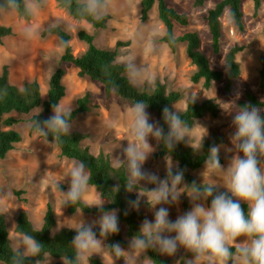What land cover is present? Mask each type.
<instances>
[{
	"label": "rangeland",
	"instance_id": "1",
	"mask_svg": "<svg viewBox=\"0 0 264 264\" xmlns=\"http://www.w3.org/2000/svg\"><path fill=\"white\" fill-rule=\"evenodd\" d=\"M140 1L115 0L116 6L108 14L111 18L105 30H94L86 22L72 19L65 11L57 7L55 0H47L46 6L30 21L23 20L17 13H1L0 24L10 27L13 33L9 37L0 39V71L2 66L7 65L9 81L16 86H21L26 81L37 80L44 101L49 79L60 65L65 71L62 83L66 92L60 103L72 105L74 108L76 99L88 92L96 106L90 112L80 114L73 121L72 131L87 134L88 138L83 144L88 146L95 155L100 152L108 155L111 163L115 165L113 156L123 158L122 148L127 146L128 141L126 139H131L129 134L130 121L127 115L130 105L122 103L115 97L107 100L101 84L86 77L78 76L77 70L69 64L61 65L59 59L63 50L58 47L59 39L53 35L43 37L42 32L50 28L52 23H58L71 35L70 45L74 55L81 54L87 47L86 44L77 39L76 34L80 29H84L94 36L93 44L98 49H110L114 48L117 42L124 43V46L117 49V60L123 64V58L129 53L135 52L138 56L137 63H141L152 74L151 80L131 82L139 90L151 93L157 83L164 84L168 91L180 93L181 97L175 105V109L179 112L185 110L190 102L188 96L191 92L198 93L197 102L206 99L216 101L220 110L219 115L215 118L206 116L197 122L208 129L206 137L211 131H215L223 138L221 145L232 149L229 152L225 151L223 147L221 148L222 165L227 167L232 156L238 152V148L235 147L236 141L231 140L235 129L232 125V115L229 113L238 109L237 104L244 99L247 91L264 100V90L259 88V57L264 54V0H261L260 7L256 12L254 11L253 0H241L244 22L242 32L235 27L228 17V11L224 12L220 19L222 39L218 55L212 53L205 16L207 11L214 7L219 0H205L201 7H194V0H165L168 6L173 7L178 12L186 13L190 20L187 27L176 26L175 34L181 36L186 32L196 31L200 36V50L206 55L213 69L220 70L225 74L224 58L228 50L235 45L244 48L236 57L241 68V75L233 82L228 93L223 91L224 80L214 83L208 89L203 88L201 83L192 82L191 78L195 68L186 56L185 44L180 42L177 44L176 50L171 51L162 42L164 27L158 19L157 5L153 6L147 19L142 21ZM26 25L39 26L40 35L27 39L22 34V29ZM154 33L157 34L155 51L145 52L140 43L139 35L142 34L147 37ZM127 77L129 78L128 74ZM37 112L34 111L33 113ZM50 115H52V111L48 114V116ZM30 116H18L22 122L13 126V129L21 135L22 140L15 149L8 153L5 159L0 160V204H6L13 208L9 216L4 215L11 243L15 226L13 224H15L16 216L20 210L28 212L33 225L41 226L46 205L49 203L57 221L53 233L64 227H74L78 219L91 222L99 217L83 215L79 212L73 215L66 213L61 202V194L52 186L51 182L53 180L60 182L65 187L63 191L66 192L69 187L66 173L75 161L60 157L55 143L45 142L36 134L29 133L28 119ZM150 116L152 121H157L152 113ZM192 130L193 135L190 142L196 148L200 143L199 136L202 130L196 124ZM149 143L154 151L143 167L160 177L166 173L168 161L169 163L172 162L173 165L175 163L170 159H154L153 154L158 142L150 137ZM119 145L120 147H118ZM203 168L204 166L193 172V175L200 182L202 180L200 173ZM206 180L221 186L224 184L223 177L219 175L206 176ZM141 183L143 186L148 185L144 182ZM13 190L24 191L25 194L18 198L13 195ZM220 190L224 191L223 188ZM99 198L95 189L91 188L86 203H91ZM184 202L187 204L186 209L183 207ZM162 206L168 207L169 218L175 220L178 215L190 209L191 203L186 195H182L177 204ZM142 210L145 218L154 219L152 209L144 207ZM12 226L13 229L10 230ZM121 230L124 233V228ZM129 240L127 241L129 242ZM187 253L181 248L173 257L163 256L170 259L172 264H180ZM99 257L104 264H124L123 259L115 260L108 254ZM191 258L192 256L186 257L183 264H187ZM54 262L55 260L52 258L50 260L46 258L45 262L41 264H53ZM0 264L2 263L0 262ZM138 264H151V262L143 253Z\"/></svg>",
	"mask_w": 264,
	"mask_h": 264
},
{
	"label": "clouds",
	"instance_id": "2",
	"mask_svg": "<svg viewBox=\"0 0 264 264\" xmlns=\"http://www.w3.org/2000/svg\"><path fill=\"white\" fill-rule=\"evenodd\" d=\"M46 3L47 0H0V13L22 12L25 17H35ZM74 3L78 15L96 20L103 19L116 6L115 0H63V6L67 9H72ZM49 27L56 28L59 24L54 22ZM22 34L32 39L40 35V28L26 25ZM156 35H139L145 52L155 51ZM69 46L70 41L65 40L58 44L61 50ZM137 59V54L132 52L122 60L130 81L151 80L152 74L137 63ZM188 99L193 105L198 93L191 92ZM147 108L148 104L143 101H137L128 108L131 139H126L127 146L122 148L123 158L113 156V161L116 166L127 170V179L123 184L125 191L136 193V199L128 201L129 207L138 211L143 201L153 210L154 219L145 218L141 222L139 231L131 237L127 248L119 242L106 243L109 236L120 231L118 210H105L108 200L96 199L88 203V208H97L99 217L91 222L78 219L76 225L70 228L75 232L71 241L75 254L64 259L63 264H90L93 256L103 254L123 259L124 264H138L140 256L149 250L173 257L181 248L192 254L187 264H264V115L261 114L264 108L247 103L229 113L235 129L231 140L236 141L238 152L225 167L220 160L221 148L229 152L232 149L219 144L211 145L200 173L201 182L193 181L191 184L185 183L184 170L169 161L163 179L144 169V164L154 151L149 143L150 137L163 143L171 152L182 142L193 149L190 142L193 130L181 118L178 110L169 106L162 109V118L167 125L165 132L159 122L151 120ZM51 111L52 115L39 120L36 117L40 111L30 121L29 127L37 136H51L52 140L58 141L71 134L74 108L56 102L52 104ZM196 125L202 130L199 141L203 148L208 129L198 122ZM215 175L223 177V186L206 180V176ZM66 177L69 180L66 192L61 189L60 182H51L61 194L62 205L68 207L86 202L92 188V175L86 164L74 162ZM141 182L154 187H143ZM119 189L120 185L117 184L114 190L118 192ZM182 195L190 199L191 207L171 220L168 207L162 205L177 204ZM209 200L210 205L207 204ZM242 204L247 205V210ZM11 210L13 208L6 204H0V215L7 217ZM26 219L30 222L27 216ZM34 230L40 232L43 227L34 224ZM11 239L14 248L11 264H26L28 258L41 254L50 260L44 251V244L35 236L17 231ZM37 264L40 262L37 261Z\"/></svg>",
	"mask_w": 264,
	"mask_h": 264
},
{
	"label": "trees",
	"instance_id": "3",
	"mask_svg": "<svg viewBox=\"0 0 264 264\" xmlns=\"http://www.w3.org/2000/svg\"><path fill=\"white\" fill-rule=\"evenodd\" d=\"M56 5L61 10L65 11L72 19L77 21H84L94 30H105L110 16L107 15L101 20H96L91 17H81L76 13L75 3L72 9H67L63 6V0H55ZM205 0H194V7H201ZM157 5L158 19L164 27V35L162 42H164L171 51L176 50L178 43L185 44V53L191 64L195 68V72L191 78L194 83H201L203 88L208 89L214 83H219L224 80L223 91L230 92L231 86L241 75V68L236 60L237 55L243 51L242 46L235 45L231 47L225 55L226 73L213 69L204 53L200 50V36L196 31H189L181 36L175 34V27H187L189 25V17L186 13L178 12L173 7L168 6L165 0H141V20L145 21L149 12L154 5ZM261 4V0H253L254 11L256 12ZM228 11V17L234 23L239 31L244 30L243 12L241 9V0H219L214 7L209 9L205 16L208 34L211 40V49L214 55L220 53V43L222 39L221 17L225 11ZM17 15L25 21H30L32 17H25L22 12ZM1 17V13H0ZM12 29L0 24V39L12 35ZM47 35L56 36L61 40L70 41L71 35L62 27L48 28L42 32V36ZM77 39L87 45L84 52L79 55H74L71 45L63 49L60 56V64H69L77 70L80 77H86L91 81L98 82L103 86L105 98L108 100L112 97L119 99L122 103L132 105L137 101H143L148 104L146 109L152 113L159 124L164 127L167 132V125L162 118V109L165 106L173 107L180 99L181 95L175 91H168L166 86L162 83H157L151 93L141 91L136 88L125 71L124 65L117 60V49L124 46V43L117 42L114 48L98 49L94 44V36L84 29L78 30ZM174 37V39H172ZM259 88L264 90V54L259 57ZM64 69L59 67L52 73L48 88L46 91V99L43 101L40 92V85L37 80L26 81L21 86H16L9 81V69L7 65L2 66L0 71V160L7 157L8 153L15 149L18 143L21 142V135L13 129V126L22 122L18 116L31 115L28 122L36 117L43 120L48 117L51 112L52 104L61 102L65 97V87L62 83ZM247 103L264 108V100H261L257 95L247 91L243 100L238 102V107ZM96 106L93 104L92 96L86 92L76 99L74 111L72 114L73 121L80 115L88 113ZM176 110V109H175ZM38 111L37 113H33ZM220 113L219 106L214 99H206L201 102H195L193 105L189 102L185 110L180 112L181 118L184 119L188 125L193 128L196 122L206 116L217 117ZM264 115V111L261 113ZM17 115V116H16ZM29 133H34L29 128ZM45 142L55 143L59 155L67 160L75 162H84L89 168L92 180L90 181L92 188L95 189L100 198L107 199L105 210L117 209L119 215L120 231L116 235L109 236L106 243L119 242L123 247L127 248L128 239L139 231L141 222L145 219V214L142 208L148 207L143 201L139 210H133L129 207L128 201L136 199V193H128L124 189V181L127 179V170L124 167H118L111 163L108 155L100 152L95 155L90 151V148L83 144L88 138L87 134L80 131H71L69 136H63L60 140H52L39 136ZM223 144V138L215 131H211L208 137H205L203 148L200 143L198 147L193 149L185 143H179L171 152L168 151L163 143H158L153 158L170 159L184 170L185 183L191 184L193 181L200 183L193 175V172L199 170L204 166V160L207 158V152L211 145ZM221 164L223 159L220 154ZM166 173L162 174L160 178H165ZM119 184L118 192L114 190L115 186ZM143 186V185H142ZM152 188L154 185L148 184L143 186ZM61 189L65 187L61 185ZM141 191H144L141 189ZM24 191L13 190V195L20 198L24 195ZM210 204V200L207 202ZM186 209V202L183 203ZM242 207L247 210V205L242 204ZM68 215L81 213L83 215L99 216L100 213L97 208L90 207L86 202H80L75 205L64 207ZM28 217V221L26 219ZM56 216L52 206L48 203L46 205L45 213L42 219L43 230L37 232L34 230V225L29 219L28 212L20 210L15 219L14 232H27L30 235L44 244V251L48 257L55 260L53 264H63V260L74 256V249L71 246V241L75 235L74 230L64 227L56 233H53V228L56 225ZM124 228V233H122ZM99 235V229H96ZM14 248L12 246L7 222L4 215H0V262L2 264H11V257ZM144 256L151 262V264H172L171 260L164 257L158 251L149 250L144 253ZM191 257V253H187L181 260L180 264L186 257ZM119 260L118 258H114ZM46 257L41 254L38 257L28 258L26 264H37L45 262ZM90 264H104L99 256H93Z\"/></svg>",
	"mask_w": 264,
	"mask_h": 264
}]
</instances>
